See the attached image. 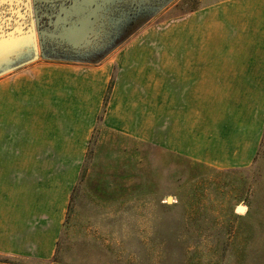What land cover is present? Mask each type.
I'll return each mask as SVG.
<instances>
[{
    "label": "rangeland",
    "instance_id": "1",
    "mask_svg": "<svg viewBox=\"0 0 264 264\" xmlns=\"http://www.w3.org/2000/svg\"><path fill=\"white\" fill-rule=\"evenodd\" d=\"M66 1L31 3L54 8ZM231 1L95 3L66 26L70 38L50 36L41 45L36 29L31 32L28 1L0 0V76L40 56L53 58L62 45L73 54L68 58L98 59L129 44L127 60L113 64L106 119L104 107L94 122L90 110L53 117L34 95L16 102V82L0 83V136L11 130L15 149L69 151L80 144L79 158L48 159L40 169L48 173L23 175L33 190L49 198L64 192L67 200L57 251L47 264H264V131L248 159H229L225 150L243 146L251 110L264 108L263 84L256 80L255 94L218 96L208 89L206 96L190 95L184 78L166 74L173 39L207 40L209 54L240 49L233 40L248 32L226 15L203 27V36L199 29L185 33L190 12L198 21L202 10L223 2L230 9ZM157 65L159 87L152 75ZM168 80L175 84L170 90ZM227 102L231 110L219 109ZM3 119L10 128L1 126Z\"/></svg>",
    "mask_w": 264,
    "mask_h": 264
},
{
    "label": "crops",
    "instance_id": "2",
    "mask_svg": "<svg viewBox=\"0 0 264 264\" xmlns=\"http://www.w3.org/2000/svg\"><path fill=\"white\" fill-rule=\"evenodd\" d=\"M105 1L108 0H67L54 8H39L42 16H47L39 28L41 45L44 39L49 40L46 37L51 39L50 36L61 34L62 39L70 38L71 34L65 29L66 26L85 16L93 4ZM229 3H232L230 9L223 7V2L216 3L207 11L202 10L198 21L192 16L194 12H190V18L185 20V33L189 32L192 36V31L199 29L200 36H203V27L208 28L209 23L213 25L218 20L223 21L226 15L231 22L241 23L237 29L248 32L233 40L236 44L234 46L240 47L239 50L219 49L215 54H209L207 40L194 38L173 39L169 44L166 74L170 76L174 73L184 78L190 95L206 96L209 94L208 89L218 96L255 94L256 80H260L264 86V0H232ZM29 13L30 27L35 29L32 8ZM254 30L260 33L259 37H253ZM128 45L125 42V45L114 52L98 59L68 58L66 55L73 54L64 50L62 45L58 48L59 51H55L53 58L40 56L26 67L0 76V83L16 82V102L20 99L25 102L27 96L34 95L36 104L51 112L53 117L57 116L56 112H66L67 117H79L80 110H90V119L94 122L97 113L104 107L103 118L106 119L108 110L112 109L114 97V91H108L111 73L115 64H122L127 60ZM160 71L159 65L152 69L157 87L160 85ZM23 79L26 80L25 85L21 86L19 82ZM173 86L175 84L168 80L169 90ZM31 90L32 93H29ZM220 104L219 109L233 108L230 102L222 106ZM157 105L159 109V95ZM19 110L24 111V106ZM200 110H207L206 104L200 106ZM251 111L253 114L248 116L249 121L245 126L248 133L243 146L233 148L231 144L225 149L229 159H248L255 154L257 141L259 142L264 131V108ZM2 122L4 125L1 126L11 127L10 122L4 119ZM67 125L75 126L72 122ZM231 126L228 122L225 129L232 133ZM75 145V150L72 147L69 150L71 154L65 153L68 150L15 149L11 130L2 131L0 176L8 175V181L0 182V256L17 261H0V264H47L55 255L67 210L64 192L59 198H49L40 188L33 190L31 182L26 181L23 175L48 173L47 170H40L49 165L48 159L79 158L80 144L76 142Z\"/></svg>",
    "mask_w": 264,
    "mask_h": 264
},
{
    "label": "water",
    "instance_id": "3",
    "mask_svg": "<svg viewBox=\"0 0 264 264\" xmlns=\"http://www.w3.org/2000/svg\"><path fill=\"white\" fill-rule=\"evenodd\" d=\"M27 1H28L29 9L32 8V12H33L32 21L34 22V25L36 27L35 29H36L37 33L39 34L40 24H41L44 16H42L41 11L39 10V7H36L34 3H31V0H27ZM30 19H31V16H30ZM35 29L34 28L31 29L32 34L35 33ZM167 202H171L170 197L167 198Z\"/></svg>",
    "mask_w": 264,
    "mask_h": 264
},
{
    "label": "flooded vegetation",
    "instance_id": "4",
    "mask_svg": "<svg viewBox=\"0 0 264 264\" xmlns=\"http://www.w3.org/2000/svg\"><path fill=\"white\" fill-rule=\"evenodd\" d=\"M46 18H47V16H46ZM46 18H45V16H44L42 22H43ZM42 22H41V24H42ZM41 24H40V25H41Z\"/></svg>",
    "mask_w": 264,
    "mask_h": 264
},
{
    "label": "bare ground",
    "instance_id": "5",
    "mask_svg": "<svg viewBox=\"0 0 264 264\" xmlns=\"http://www.w3.org/2000/svg\"><path fill=\"white\" fill-rule=\"evenodd\" d=\"M241 210V209H240Z\"/></svg>",
    "mask_w": 264,
    "mask_h": 264
}]
</instances>
